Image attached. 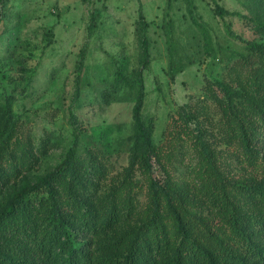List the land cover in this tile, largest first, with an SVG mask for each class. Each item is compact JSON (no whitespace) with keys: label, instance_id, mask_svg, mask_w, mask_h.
Returning <instances> with one entry per match:
<instances>
[{"label":"rangeland","instance_id":"374dc122","mask_svg":"<svg viewBox=\"0 0 264 264\" xmlns=\"http://www.w3.org/2000/svg\"><path fill=\"white\" fill-rule=\"evenodd\" d=\"M216 2L240 15H217ZM244 40L264 43V0H0V212L76 146L81 183L72 191L65 178L59 192L81 207L72 225L85 226L96 264H123L142 227L156 264H176L177 208L238 249L264 246V203L245 190H264V51ZM140 70L150 172L133 118ZM44 194L30 196L38 238L52 229ZM12 223L8 238L30 233ZM192 264H210L203 248Z\"/></svg>","mask_w":264,"mask_h":264},{"label":"trees","instance_id":"16d2710c","mask_svg":"<svg viewBox=\"0 0 264 264\" xmlns=\"http://www.w3.org/2000/svg\"><path fill=\"white\" fill-rule=\"evenodd\" d=\"M215 12L219 16L232 13L215 3ZM59 15V12H58ZM140 28L144 29L146 22L143 13L139 14ZM194 21L201 27L197 19ZM229 33L234 37L239 36L229 28ZM247 45L259 52L264 51V43L244 40ZM85 50L82 52L84 56ZM147 66V61H143V69ZM82 67V61L79 70ZM176 69L171 65V78H175ZM140 89L136 106L133 109L135 124V135L140 144L138 149V159L150 172L152 170V124L147 123L141 116V107L144 102V85L142 82V70L139 71ZM245 136L249 138L247 130L244 129ZM83 162L79 158L76 146L68 152L66 158L49 174L43 176L35 183L26 185L17 191L0 212V264H96L89 245L85 246V241L79 238L85 226H73L74 216L80 211L76 205L70 206L64 195L59 192V188L65 178L69 189L74 191L81 183V172ZM249 193H255L264 203V190H254L246 187ZM43 191L44 196L39 198L41 204H46L49 209L47 220L52 229L47 233V237L38 238L35 236V223L29 220V208L33 203L30 198L32 194L37 195ZM157 185L151 183L152 204L154 214L160 211L164 197L157 194ZM76 201V200H75ZM78 205V203L76 202ZM79 213V215H80ZM77 215V216H79ZM80 216H83L82 214ZM23 219L30 233L25 237L8 238L10 231L16 226L12 222ZM80 219V218H79ZM85 220L86 218H81ZM234 224L239 223L237 216H230ZM255 220V219H254ZM150 221V220H149ZM258 225L264 234V217L259 218ZM85 222V221H84ZM87 222V220H86ZM174 228L184 236L177 249L176 264H192L196 252L203 248L210 264H264V246L257 245L251 241H246L241 249L233 243L222 238L220 232L213 226L212 221L201 218L187 211L174 209ZM150 223V222H149ZM154 224V222L152 223ZM143 228V227H142ZM140 228L130 243L123 258V264H156L155 254L147 243L148 228ZM189 241H187V240Z\"/></svg>","mask_w":264,"mask_h":264}]
</instances>
